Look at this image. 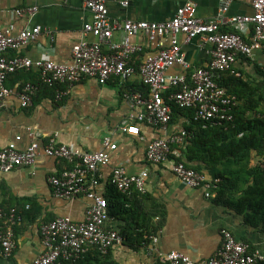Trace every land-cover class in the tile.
<instances>
[{
  "label": "built area",
  "instance_id": "obj_1",
  "mask_svg": "<svg viewBox=\"0 0 264 264\" xmlns=\"http://www.w3.org/2000/svg\"><path fill=\"white\" fill-rule=\"evenodd\" d=\"M233 0H223L215 20L204 21L196 17V6L189 0L180 7L175 16L163 22L119 21L110 18L107 0H83V5L92 15V21L84 24L82 38L73 47V61L58 64L50 60H32L20 55L21 51L35 42L42 33L39 26H27L18 33L13 26L0 28V110L6 100L15 96L22 109L34 105L39 87L31 82L21 90H13L6 84L9 76L19 71H37L42 84L54 88L56 100L68 95L72 86L86 79H94L105 85L113 78L128 80L138 75L148 88L147 94L124 93V100L132 111L122 133L139 137L141 124L149 125L166 133L163 138L149 142L146 159L152 165L167 166L175 177L190 189H202L207 198L215 196L219 180L188 167L184 161L182 147L189 137L187 130L168 135L172 121V104L182 110H195V121L232 122L233 110L239 105L238 98L220 85L225 74H238L235 66L241 58H252L254 52L264 46V0H251L254 13L250 16H229ZM130 0H122L128 6ZM39 7H25L16 10L19 17L33 18ZM229 29L230 31H226ZM119 33L121 40L115 42ZM144 36L156 44V53L147 56L139 66H133L136 55L143 47L133 39ZM184 35L186 43L195 39L211 47L210 62L193 70L182 53L179 37ZM92 38L93 40H90ZM108 48V52L105 51ZM181 66L184 73L173 75L171 70ZM238 76H240L238 74ZM173 90L165 99V94ZM176 90V91H175ZM32 140L25 150L16 143L0 149V173L7 174L23 167H32L40 152L41 134L29 133ZM17 141L21 137H17ZM111 138L103 140L99 151H83L73 146L60 144L58 136L49 139L43 147L44 154L60 162H66L59 175L49 178L55 198L74 200L85 197L90 205L85 219L75 222L72 218L58 217L43 224L40 229L44 252L33 264H59L62 261L77 263L83 256L96 248L107 255L113 248L125 242L119 231L109 229L113 220L109 213L106 197L98 191L101 184V168L111 162V154L117 150ZM149 173L143 171L130 175L122 168H114L111 185L121 194L131 195L133 191L145 194ZM27 210L30 206H27ZM23 221V214L16 208L6 210L0 204V258L10 260L17 248L15 228ZM163 229L148 238L144 244L151 254L157 252L156 245ZM222 245L207 261L195 262L188 255L172 251L162 255L150 264H261L264 252L251 249L248 243L239 241L227 229L221 231Z\"/></svg>",
  "mask_w": 264,
  "mask_h": 264
},
{
  "label": "crops",
  "instance_id": "obj_2",
  "mask_svg": "<svg viewBox=\"0 0 264 264\" xmlns=\"http://www.w3.org/2000/svg\"><path fill=\"white\" fill-rule=\"evenodd\" d=\"M121 1L107 0L112 20L163 22L173 18L189 0H130L126 7L121 5ZM193 3L196 17L211 21L218 17L223 0H193ZM32 6L39 7L33 18L16 14V10ZM253 13L251 0H233L228 15L250 16ZM91 21L92 15L84 8L83 0H0V28L13 26L15 33L27 26L42 28L37 40L20 53L32 60L71 63L73 47L82 38L84 24ZM113 40L119 42L121 35L115 33ZM179 40L190 73L210 62L209 45L202 44L198 39L186 43L184 35H180ZM133 43L142 46L143 53L157 50L155 43L141 35L135 37ZM105 51L108 52V48ZM145 57L146 54L139 61L134 59L135 66H139ZM235 71L243 78L250 76L261 79L264 46L254 52L252 58H241ZM32 72L35 75L24 74L21 79L11 77L6 85L16 90L25 82H33V77L39 76V73ZM169 73L182 74L184 69L176 66ZM65 89L69 92L61 101H57L54 94L47 90L37 94L30 109H22L18 99L13 96L6 100L0 110V149L16 143L20 150H25L32 142L29 133L35 131L41 134L39 156L32 167L0 173V204L6 210L16 208L23 214L22 223L15 228L17 248L14 255L10 260L0 258V264H33L44 252L40 233L43 224L66 216L75 222L85 219L86 209L90 205L85 197L62 200L53 195L49 178L59 175L69 166L44 154L43 147L54 136H58L60 144L83 151H99L104 138H111L118 148L111 154L110 164L100 170L98 191L103 195L111 193L114 168L122 167L130 175L147 171L148 195L137 206L152 216L156 209L163 213V231L156 245V253L151 254L139 239L138 232L131 231L132 236L127 241L113 248L96 264H150L172 251L184 253L195 262H204L221 247V231L224 229L230 230L239 241L264 252L263 223L253 224L244 214L216 203L215 196L207 198L204 190L186 187L167 166L148 163L146 151L149 142L165 137L166 133L146 124L140 125L139 137L122 133L121 128L128 122L132 111L123 98L124 93L145 94L146 91L138 75L128 80L113 78L105 85L94 79H86ZM187 123L186 117L179 116L167 134L180 132ZM17 137H21V140L17 141ZM27 206L30 209L27 210ZM110 224L125 226V222L119 219H113Z\"/></svg>",
  "mask_w": 264,
  "mask_h": 264
},
{
  "label": "trees",
  "instance_id": "obj_3",
  "mask_svg": "<svg viewBox=\"0 0 264 264\" xmlns=\"http://www.w3.org/2000/svg\"><path fill=\"white\" fill-rule=\"evenodd\" d=\"M156 52H141L134 59L139 61L145 54L147 57ZM132 64L137 65L134 61ZM24 74L31 75L33 72L19 71L9 78L16 76L21 79ZM188 74L190 77V70ZM261 76V79L250 76L243 78L241 75H233L229 72L219 82L231 95L238 98L239 105L233 110L234 121L197 122L195 110H182L172 104L170 124V126L174 124L179 116L188 119V123L181 130H187L189 133L184 147L181 148L186 165L197 172L208 174L214 180H219L214 190L216 203H222L244 214L253 224H264V71ZM33 78L31 83L39 87L38 93L48 90L56 96L54 88L42 84L40 74ZM26 83L28 82L21 84L16 90H21ZM144 88L147 94L148 88L146 86ZM172 92L174 91L165 94L166 101ZM111 189V193L104 195L109 203L110 216L124 221L125 226H112L110 222L108 228L119 231L125 241L132 236L133 231H137L141 242L150 243L148 238L156 235L163 228L161 210L156 209L152 216L144 208L138 207L147 193L143 194L135 190L131 195H123L112 185ZM157 218L160 220H156ZM250 246L252 250L257 248ZM106 256L93 248L77 263L62 262L63 264L87 262V264H96Z\"/></svg>",
  "mask_w": 264,
  "mask_h": 264
}]
</instances>
